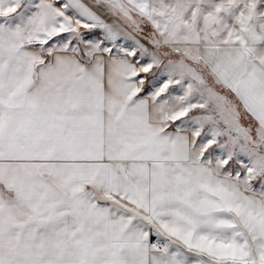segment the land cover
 I'll return each instance as SVG.
<instances>
[{"label": "snow or ice", "instance_id": "obj_1", "mask_svg": "<svg viewBox=\"0 0 264 264\" xmlns=\"http://www.w3.org/2000/svg\"><path fill=\"white\" fill-rule=\"evenodd\" d=\"M0 264H264V0H0Z\"/></svg>", "mask_w": 264, "mask_h": 264}]
</instances>
